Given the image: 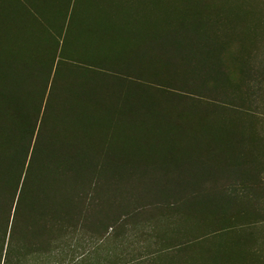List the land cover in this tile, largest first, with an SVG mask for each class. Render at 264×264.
I'll use <instances>...</instances> for the list:
<instances>
[{
    "label": "trees",
    "instance_id": "trees-1",
    "mask_svg": "<svg viewBox=\"0 0 264 264\" xmlns=\"http://www.w3.org/2000/svg\"><path fill=\"white\" fill-rule=\"evenodd\" d=\"M0 264H264V0H0Z\"/></svg>",
    "mask_w": 264,
    "mask_h": 264
}]
</instances>
